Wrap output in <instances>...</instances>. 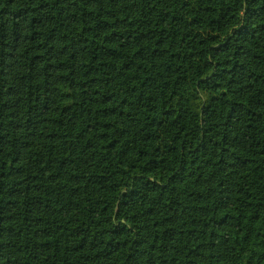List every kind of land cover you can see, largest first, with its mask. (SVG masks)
Segmentation results:
<instances>
[{
	"label": "trees",
	"instance_id": "16d2710c",
	"mask_svg": "<svg viewBox=\"0 0 264 264\" xmlns=\"http://www.w3.org/2000/svg\"><path fill=\"white\" fill-rule=\"evenodd\" d=\"M0 264H264V0H0Z\"/></svg>",
	"mask_w": 264,
	"mask_h": 264
}]
</instances>
